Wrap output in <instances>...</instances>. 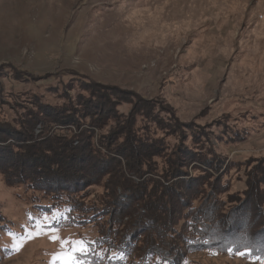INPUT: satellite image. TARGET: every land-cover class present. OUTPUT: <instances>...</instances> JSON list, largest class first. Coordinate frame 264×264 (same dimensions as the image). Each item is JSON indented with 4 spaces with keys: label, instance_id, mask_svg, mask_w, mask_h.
Returning <instances> with one entry per match:
<instances>
[{
    "label": "rangeland",
    "instance_id": "obj_1",
    "mask_svg": "<svg viewBox=\"0 0 264 264\" xmlns=\"http://www.w3.org/2000/svg\"><path fill=\"white\" fill-rule=\"evenodd\" d=\"M85 82L150 103L154 116L183 125V133L168 135L138 116L139 136L162 140L169 152H194L202 144L214 165L220 161V173L212 172L192 201L193 213L176 223L180 235L169 234L180 249L177 263L261 264L264 259L220 253L212 241L225 230L222 219L245 200L248 175L264 168V0H0V122L21 130L39 105L77 108L76 96H87L80 90ZM132 108L122 103L116 110L126 117ZM71 115L82 119L75 110ZM83 122L79 128L59 123L45 132L37 124L34 141L86 129L96 147L113 126L110 121L97 129L89 119ZM166 158L155 159L159 168ZM192 166L188 176L202 174ZM104 179L84 190L77 186L81 202L107 203ZM41 202L46 203L32 187L10 183L0 170V264H116L106 261L103 242L125 239L130 218L111 219L103 212L81 224L63 206L44 209ZM254 213L242 208L236 214L250 225L240 235L255 234ZM193 217L197 231L188 223ZM147 235L132 245L130 260L149 242ZM198 241L210 244L188 247Z\"/></svg>",
    "mask_w": 264,
    "mask_h": 264
},
{
    "label": "trees",
    "instance_id": "obj_2",
    "mask_svg": "<svg viewBox=\"0 0 264 264\" xmlns=\"http://www.w3.org/2000/svg\"><path fill=\"white\" fill-rule=\"evenodd\" d=\"M80 90L87 96H76L77 108L73 106L71 109L56 110L39 105L38 112H30V117L23 120L21 130H15L0 122V170L5 172L10 183L32 187L33 191L40 195V199L46 202L39 204L41 208L63 206L69 211L66 210L70 220H79L82 224L99 218L103 212L109 214L111 219L130 218L124 228L127 230L125 239H119V242L109 240L108 244L103 242V247L107 248L106 261L116 264H178L180 249L169 234L180 235L176 223L189 218L188 215L193 213L190 210L192 201L200 194V186L210 180L212 172L220 173V161L214 165L213 154L207 152L202 144L200 148L197 146L194 152L187 148L169 152L162 140L139 136L135 130L138 116L145 118L147 123L156 124L159 130L168 135L183 133V125L173 117L161 119L154 116L152 104L142 100L136 101L131 95L100 87L92 82H85L80 86ZM122 103L133 105L126 117L118 114L116 110ZM74 110L80 113L82 119L71 115ZM88 119L90 126L97 129L104 128L110 121L113 122L107 133L100 137L96 147L92 142L91 131L86 129L72 137H59L55 133H47L45 136L42 134L39 138L45 139L34 141V129L37 124L42 126L45 132L50 126L59 123L79 128L81 121ZM8 141L12 143H7ZM75 141L77 144H74ZM164 156H167L165 163L159 168L155 159ZM190 166L202 174L188 176L187 169ZM100 178H105L102 197L109 198V201L101 202L104 205L86 206L78 196V188L82 186L84 190L94 187L97 183L94 181H100ZM263 186L264 168L255 167L248 175L245 200L239 199L238 204L235 203L230 217L227 215L229 221L222 219L225 230L221 236L218 233L212 241L216 246H220V253H229L227 249L232 248L231 253L247 251L250 257L264 259V225L261 226V223H264V188L261 189ZM120 193L125 199L120 198ZM247 204L255 209L251 210L248 206L246 208ZM241 207L243 210L255 212L253 219L259 221L255 234L240 235L241 231L248 229L247 226L250 227L245 226L249 223L247 218L243 220L246 224L236 218ZM211 208L218 213L219 209L212 206ZM71 213L77 217L71 216ZM193 218L192 222L188 223L197 231L198 220ZM217 218L221 221L223 217ZM121 219L119 221H122ZM114 224L119 225L116 222H113ZM146 231L148 235L145 237L149 238V242L141 246V253L130 260L128 251H132V245L138 243V237ZM186 232L185 228L184 233ZM187 236L189 235H184L186 238ZM219 239L221 244L218 243ZM208 244L210 243L198 241L188 247Z\"/></svg>",
    "mask_w": 264,
    "mask_h": 264
},
{
    "label": "snow or ice",
    "instance_id": "obj_3",
    "mask_svg": "<svg viewBox=\"0 0 264 264\" xmlns=\"http://www.w3.org/2000/svg\"><path fill=\"white\" fill-rule=\"evenodd\" d=\"M37 235H39L40 233L37 232ZM52 239H56L57 237L53 236L51 237ZM76 244H82L81 241H76ZM76 251H86V249H84L83 247H79L75 249ZM227 251H229V253L231 254L232 252V248H228ZM237 255L239 256H245V255H249V253L247 251H242V252H237ZM254 259H260V257H255ZM185 264H187V262H185ZM261 264H264V261L261 262Z\"/></svg>",
    "mask_w": 264,
    "mask_h": 264
}]
</instances>
